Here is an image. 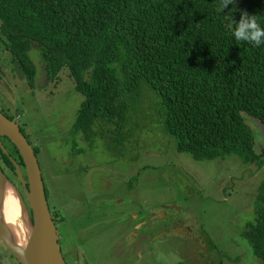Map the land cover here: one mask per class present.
<instances>
[{
  "label": "trees",
  "instance_id": "16d2710c",
  "mask_svg": "<svg viewBox=\"0 0 264 264\" xmlns=\"http://www.w3.org/2000/svg\"><path fill=\"white\" fill-rule=\"evenodd\" d=\"M219 3L0 0V40L31 85L37 73L31 45H38L48 77L69 69L85 97L73 132L90 142L99 135L120 151L130 113L146 88L158 100L162 129L178 153L198 161L234 155L253 163L261 155L242 114L264 122V44L237 41L233 32L243 11L264 26V0H236L222 12ZM0 155L15 170L1 148ZM243 235L264 264V185L256 220Z\"/></svg>",
  "mask_w": 264,
  "mask_h": 264
},
{
  "label": "rangeland",
  "instance_id": "374dc122",
  "mask_svg": "<svg viewBox=\"0 0 264 264\" xmlns=\"http://www.w3.org/2000/svg\"><path fill=\"white\" fill-rule=\"evenodd\" d=\"M38 48L31 45L37 72L31 85L0 40V108L12 114L35 151L50 211L64 219L54 222L67 264H263L243 231L256 220L264 185V122L242 114L254 130L261 155L256 162L234 155L198 161L176 151L162 129L158 100L145 88L120 151L99 135L90 142L73 132L85 97L69 69L48 77ZM125 184L134 189L131 206L119 204ZM26 212L19 220L32 225L31 211ZM130 215L161 220L128 238L132 224L122 229L120 221ZM177 228L192 234L173 231ZM126 246L130 260L123 254ZM0 264H19L1 238Z\"/></svg>",
  "mask_w": 264,
  "mask_h": 264
},
{
  "label": "water",
  "instance_id": "95a60500",
  "mask_svg": "<svg viewBox=\"0 0 264 264\" xmlns=\"http://www.w3.org/2000/svg\"><path fill=\"white\" fill-rule=\"evenodd\" d=\"M1 136L8 137L19 151L26 166L28 181L25 179L24 173L17 161L10 156ZM0 146L4 153L10 156L11 161L16 167L17 174L24 185L25 194L32 214L30 216V219H32V231L25 248L21 247L8 234L2 227L0 220V238L2 242L8 247L19 264H67L63 252H61L59 231L50 212L42 173L35 151L31 147V142L27 135L24 134L20 124L8 118L1 110ZM1 177L9 181L0 168ZM21 198L26 205L24 198L22 196ZM175 231L185 236H190V231H184L183 229H176ZM201 249L204 250V248ZM204 251L208 250L205 249Z\"/></svg>",
  "mask_w": 264,
  "mask_h": 264
},
{
  "label": "flooded vegetation",
  "instance_id": "af4514ba",
  "mask_svg": "<svg viewBox=\"0 0 264 264\" xmlns=\"http://www.w3.org/2000/svg\"><path fill=\"white\" fill-rule=\"evenodd\" d=\"M0 110L8 118L13 117L12 114L10 112H8V110H6L5 108H2V109L0 108ZM1 138H2V141H3L4 145H5V147L9 151L10 156L13 157L17 161L18 165L20 166V168L22 169V171L24 173L25 179L28 181V176H27V172H26V166H25V164L21 163L20 154L16 152L17 150H16V148L14 146V143L6 136H1ZM0 148H1V146H0ZM7 156L10 158L9 155H7ZM0 168L2 169L3 173L6 175L7 179L14 185V187L18 190L20 195L23 197L24 194H25V188H24L23 183L20 180L19 175L17 174L16 167H15V170H12V168L10 166L6 165V163L4 162V159L0 155ZM5 182L8 183L6 180H5ZM24 201H25V199H24ZM134 201H135L134 200V189L131 188L128 184H125L124 195H123L122 198L119 199V204H123V205L124 204H128L129 206H131V203H134ZM28 204L26 202V205H27V207H28V209L30 211V207L28 206ZM162 210L165 213V211L168 210V208L164 207ZM51 214H52L53 220L54 221H58V220H56L55 213L51 212ZM122 214H124V213H122ZM151 216L152 215L148 216V220H140V216L139 215L136 216V217H134L133 215H130V216L127 217V221H125V220L120 221V223L123 222L121 228L124 229L126 226H129L130 224H132V229L128 231L127 237L128 238L136 237L137 234H139L143 230L144 226H146V228H148L151 225L152 221L161 220V219H159V218H161V216H154L153 218H151ZM163 217H164V215H162V218ZM164 219H166V217ZM122 229L120 230V232H122ZM177 229H181V228H177ZM175 230L176 229H174L173 231H175ZM183 230L184 231H190V235L192 234L190 229H183ZM164 231L165 230L161 231L160 232L161 234L160 233L159 234L162 235V232H164ZM180 234H182V233H180ZM121 235L123 236V234H121ZM151 237H153V236L151 235ZM124 249L125 250L123 251V254L125 255V257H127L130 260L131 257H132V253H131L129 247L126 246ZM124 259H126V258H124Z\"/></svg>",
  "mask_w": 264,
  "mask_h": 264
},
{
  "label": "bare ground",
  "instance_id": "6f19581e",
  "mask_svg": "<svg viewBox=\"0 0 264 264\" xmlns=\"http://www.w3.org/2000/svg\"><path fill=\"white\" fill-rule=\"evenodd\" d=\"M5 178H0V220L2 227L23 248L26 247L32 231L30 221H20L26 215L27 207L16 188ZM22 204V207L20 205ZM27 216V215H26Z\"/></svg>",
  "mask_w": 264,
  "mask_h": 264
},
{
  "label": "clouds",
  "instance_id": "9594fccd",
  "mask_svg": "<svg viewBox=\"0 0 264 264\" xmlns=\"http://www.w3.org/2000/svg\"><path fill=\"white\" fill-rule=\"evenodd\" d=\"M235 3L236 0H220L216 10L222 12L229 4L235 5ZM234 23L233 35L237 41H247L257 47L264 44V26L258 21L256 14L250 15L247 11H243L239 22L234 20Z\"/></svg>",
  "mask_w": 264,
  "mask_h": 264
},
{
  "label": "built area",
  "instance_id": "2783aa9c",
  "mask_svg": "<svg viewBox=\"0 0 264 264\" xmlns=\"http://www.w3.org/2000/svg\"><path fill=\"white\" fill-rule=\"evenodd\" d=\"M22 117H23V115L20 114V115L16 116V119L20 121L22 119Z\"/></svg>",
  "mask_w": 264,
  "mask_h": 264
}]
</instances>
